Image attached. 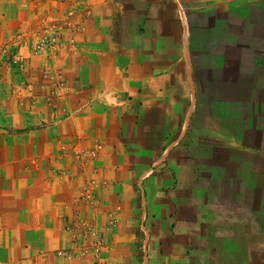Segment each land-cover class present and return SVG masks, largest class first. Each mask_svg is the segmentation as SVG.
Listing matches in <instances>:
<instances>
[{"label":"crops","instance_id":"crops-1","mask_svg":"<svg viewBox=\"0 0 264 264\" xmlns=\"http://www.w3.org/2000/svg\"><path fill=\"white\" fill-rule=\"evenodd\" d=\"M32 4L0 0V22L6 10H14L9 19L15 23L29 19ZM35 4L76 10L72 20L78 26L64 34L65 48L54 57L32 56L25 42L19 52L32 58L29 81L38 76L37 62L62 70L75 97L67 98L75 112L91 98L90 111L78 115L70 128L75 125L80 135L103 140L99 156L88 166L101 184L96 192L100 203L82 212L108 240L107 263L264 264V144L255 130H248L247 139L241 126L226 125L242 120L241 115L194 111L200 89H222L226 81L220 80V67L198 64L200 54L178 15L177 1ZM35 57L41 59L33 64ZM39 84L42 89L49 85L46 80ZM10 89L11 82L0 81V167L8 166L31 195L37 197L40 187L51 204L25 208V229L39 237L24 243L23 256L3 257L0 264H96L91 257L53 251L73 246V231L65 225L78 171L71 158H59L57 145L58 137L69 132L60 125L50 137L49 128L36 126L50 121L46 103L39 99L31 110H22ZM37 216L45 218L41 226L33 223ZM109 216L114 222L105 229ZM11 227L19 230L15 223L0 226V231Z\"/></svg>","mask_w":264,"mask_h":264},{"label":"rangeland","instance_id":"rangeland-1","mask_svg":"<svg viewBox=\"0 0 264 264\" xmlns=\"http://www.w3.org/2000/svg\"><path fill=\"white\" fill-rule=\"evenodd\" d=\"M32 1L34 4L27 10L31 14L29 19H20L15 23L9 19V16L12 15L10 11L14 12V10H6L7 17H4L0 22V81L11 82L10 90L13 89L15 92L16 103L21 109L31 110V105L39 99L46 103L45 105L52 114L49 116L50 121L45 120L35 124L38 128H49L50 137L53 133H58L55 128L60 127V125L66 129V133L69 132L67 137H58L57 145L59 158H71L72 163L76 162L75 168L78 171L74 175L77 186L73 192L74 201L71 205V217L67 216L65 225L72 230L74 227L81 226V223L79 224L80 219L82 221L89 220L88 222L93 221L92 217H86L83 214V208L97 207L100 203L97 194L96 205L94 204V206L81 197V192L89 177L94 176L90 173L91 171H88V166L100 154L99 150L96 152V156L92 157L90 150L98 143L103 144V140L93 136L80 135L75 130V125L70 128L72 121L77 119L78 115H87L90 111L91 98H85L83 108H77L75 112V104L71 106L70 99L69 102L67 101L68 97L71 100L75 98L73 94L71 95L69 89L71 85L67 83L68 81L66 80L64 89L58 88L55 91L53 84H51L53 79L46 80L43 78L42 71L44 67H51L52 64L46 62L42 67H39L41 62H39V65L38 62L34 64V60L41 58H33V64L35 65L33 66L36 67L38 76L33 78L34 81H29L26 73L32 58L27 59L24 57L20 63L13 62L12 56L20 50L23 42L28 44L32 56L38 55L44 59L43 57L46 56L44 52H35L39 29L44 26L43 21L53 17L52 13L64 12V9H54L49 6L35 4L37 1L42 0ZM176 1L179 17L181 15L185 21L184 23H187V29L191 34L193 33L192 45L196 53L200 54L198 64L212 68L220 67L222 71L220 80L225 78L226 81L225 88L222 89H217L216 86L213 89H200L198 91L200 103L194 111L199 115L207 112L241 115L242 120L232 122L235 123L234 125H226L235 128L241 126L242 136L247 137V139L250 136L248 130H255L257 140L259 143L264 144V0ZM17 11L25 12L26 10L19 9ZM213 75L215 76L214 80L218 81L219 74L213 72ZM44 80L49 85L42 89L38 82ZM26 83H31L32 87L26 88ZM60 93L62 96L58 99L57 95ZM31 95L36 96L33 103L29 100ZM48 97L56 99L55 106L47 103L46 99ZM26 98L27 101L21 104L20 99ZM78 105L76 106L78 107ZM108 109L113 112V107L108 106ZM243 115H246V117L243 118ZM123 131L129 133L128 126H123ZM49 135L41 137V140L44 141ZM55 172L57 174L62 173L61 168L56 167ZM18 181L15 173L8 166L0 167V226L16 223L20 230L11 227L4 232L0 231V259L6 256H23L27 250L24 243L32 240L36 241L39 237V234L29 233L25 229V219H27L24 216L25 208L31 206L42 208L51 204L50 201L42 197L40 187H36V192H34L37 195L36 197L34 194L31 195L26 187H20ZM100 185L97 187L96 192ZM19 198L21 199L19 200ZM44 222L45 218L41 216H37L33 221L37 226H41ZM81 240L83 239H78L80 242ZM59 249L61 248L53 250L57 256H61L57 252Z\"/></svg>","mask_w":264,"mask_h":264},{"label":"built area","instance_id":"built-area-1","mask_svg":"<svg viewBox=\"0 0 264 264\" xmlns=\"http://www.w3.org/2000/svg\"><path fill=\"white\" fill-rule=\"evenodd\" d=\"M76 10L74 8H68L61 12L59 17L54 18L51 17L48 20L43 21L44 26L39 29V36L36 38V46L35 52L46 54V58L54 57L56 52L59 49L65 48V42L63 43V37L66 32H73L74 29L78 26L76 20H72L75 16ZM69 42L75 44L74 38H68ZM35 41V40H34ZM24 59V56L21 55L19 51H17L13 56V62L20 63ZM22 66V63H21ZM23 67V66H22ZM43 78L46 80H51V84H53L55 91L58 88L66 87V79L61 69H54L51 67H44L42 71ZM26 88H31V83H26ZM33 93V92H32ZM60 95V96H59ZM58 99L62 96V94L57 95ZM29 100L35 102L36 96H30ZM55 98L48 97L46 99L48 104L55 106ZM26 99H20V103L24 104ZM102 144L98 143L90 150L92 157L96 156V152L101 150ZM99 186L98 180L95 176L89 177L85 185L83 186L81 197L86 200L91 205H96V189ZM94 205V206H95ZM111 215V212H109ZM108 222H106L105 229L110 227V224H113L114 219L113 216H109ZM112 220V221H111ZM89 220L80 219L79 224L81 226L72 228L73 231V246L69 248H61L57 252L59 255L65 257H91L96 264H108L104 258L105 250L108 247V240L104 234V232L97 227L92 222H85ZM83 223V225H82ZM71 230V228H69ZM144 237V236H143ZM83 239V243L78 241V239Z\"/></svg>","mask_w":264,"mask_h":264}]
</instances>
